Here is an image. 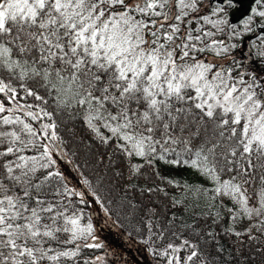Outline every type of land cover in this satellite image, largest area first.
<instances>
[{"label":"snow or ice","instance_id":"6c2138e0","mask_svg":"<svg viewBox=\"0 0 264 264\" xmlns=\"http://www.w3.org/2000/svg\"><path fill=\"white\" fill-rule=\"evenodd\" d=\"M69 123L119 162L85 176ZM105 179L157 264H264V0H0V264H104Z\"/></svg>","mask_w":264,"mask_h":264},{"label":"trees","instance_id":"16d2710c","mask_svg":"<svg viewBox=\"0 0 264 264\" xmlns=\"http://www.w3.org/2000/svg\"><path fill=\"white\" fill-rule=\"evenodd\" d=\"M206 2L207 0H204V3ZM254 28L259 31V27L257 25H254ZM59 131L64 137L65 141H67L69 144V147L65 148V151L68 153V155L73 158L72 154L76 153L78 156L76 163L80 165H86V167H81L80 169L82 172H84L85 176L89 178L96 176L98 179L99 176L104 175L105 165L109 163L108 159H105L103 163L97 166V161L104 153H107L108 156L116 160L117 163L119 162V157L113 155L114 149L112 147L102 145L99 140L94 137V134L82 125L77 124L74 126L73 124L69 123L67 125V129H65L64 125H61ZM156 167L160 170L162 175L167 177L175 176L177 181L182 182L183 180L188 179V177L183 175L182 172L174 170L171 166L166 165L163 162L158 161ZM116 170L119 171L120 169L117 168ZM145 179L149 180V183L152 187L158 186L163 190L158 194H152L153 198L156 200H161L163 198L164 192H169V195H175L177 197L182 195L180 189L178 188L175 190V192H172L171 186L167 183V181H161L154 177H146ZM153 180L155 181L154 183L152 182ZM143 186L144 182L141 181L140 187ZM96 188L97 185L93 184V189ZM112 188L113 185L108 182V179H105L102 185L99 187V195L104 199L114 201L111 204L105 205L109 208L110 216L106 234L109 235V241L113 242L114 240V242L112 243L111 250L96 249L95 254L105 256L104 264H123V260L125 259H131L133 264H156L157 258L151 253L145 251L147 246L141 243L144 237L138 235V231L141 228V225L138 223V219L134 218L128 208L121 207V205L125 203L123 194L119 190L110 191ZM128 198L132 199L133 203H138L140 199L138 192H130ZM144 199L146 200L147 197H144ZM85 211L89 215L90 206L89 208L85 209ZM129 237H131L130 240ZM122 242L124 243L125 248H128L129 245L131 246V253H129L128 256H124L123 259L120 256L121 249L119 247ZM157 243L166 244L167 241H157ZM148 246L152 245L149 244Z\"/></svg>","mask_w":264,"mask_h":264},{"label":"rangeland","instance_id":"374dc122","mask_svg":"<svg viewBox=\"0 0 264 264\" xmlns=\"http://www.w3.org/2000/svg\"><path fill=\"white\" fill-rule=\"evenodd\" d=\"M202 3H204V0H201ZM256 25V24H254ZM254 25H252V27L254 28ZM233 42H238V41H233ZM261 47L260 45H257L256 48H250V49H246L245 51H252L253 53H255L257 51V48ZM235 51V50H234ZM105 135H107V133L105 132ZM69 158L71 159V157L69 156ZM89 216L92 219V222L94 224V226L97 229V235L99 240L102 243H106V244H110L112 245L113 242L109 241V235H107V228H108V221H109V213L108 215H105V213L103 212V210L96 206V205H91L90 206V212H89ZM113 239V238H112ZM158 262V258L156 261V264Z\"/></svg>","mask_w":264,"mask_h":264}]
</instances>
